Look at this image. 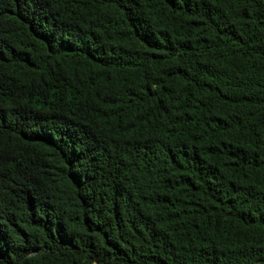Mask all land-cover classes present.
<instances>
[{
    "label": "trees",
    "instance_id": "trees-1",
    "mask_svg": "<svg viewBox=\"0 0 264 264\" xmlns=\"http://www.w3.org/2000/svg\"><path fill=\"white\" fill-rule=\"evenodd\" d=\"M0 264H264V0H0Z\"/></svg>",
    "mask_w": 264,
    "mask_h": 264
}]
</instances>
